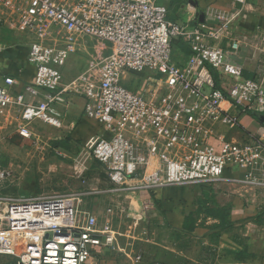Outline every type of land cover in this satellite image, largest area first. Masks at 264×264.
Here are the masks:
<instances>
[{
  "label": "built area",
  "instance_id": "1",
  "mask_svg": "<svg viewBox=\"0 0 264 264\" xmlns=\"http://www.w3.org/2000/svg\"><path fill=\"white\" fill-rule=\"evenodd\" d=\"M15 1L0 3L13 9ZM205 14L218 13L207 8ZM16 18L20 26L42 35L50 23L66 33L61 45L31 43L27 60L34 68L33 84L9 75L0 78V104L20 107V136L29 137L36 121L62 127V114L53 105L64 101L62 70L76 53L77 39L90 37L108 49L97 61V84L90 83L88 71L70 84L85 96L83 115L108 127L89 149L116 185L104 193L125 190L124 181L133 178L148 179L146 187L210 184L222 178L227 165L239 163L249 169L245 181H254L251 170L264 158V143H224L216 152L206 139L208 123L237 127L247 111L264 113V80L259 74L244 77L234 62L241 49L238 40L215 46L214 31L169 18L168 7L157 0H27ZM181 39L190 50L184 68L172 58L174 41ZM146 71L159 82L150 94L129 89L122 80L123 73ZM214 75L222 77L218 85ZM86 194L3 197L0 256L12 257L14 264H87L96 246L118 249L113 207L106 208L100 221L82 205Z\"/></svg>",
  "mask_w": 264,
  "mask_h": 264
},
{
  "label": "crops",
  "instance_id": "2",
  "mask_svg": "<svg viewBox=\"0 0 264 264\" xmlns=\"http://www.w3.org/2000/svg\"><path fill=\"white\" fill-rule=\"evenodd\" d=\"M162 1L171 11V19L194 21L202 24L204 30L214 31L216 38L212 43L215 46L223 47L238 40L241 49L238 57L232 60L241 67L244 77L259 74L264 80V0ZM207 8L218 14L207 16ZM17 19L12 13H0V78L9 75L18 82L33 84L34 68L27 60L31 43L44 40L48 44L61 45L66 33L59 35L48 25L42 35L20 26ZM77 42V48L87 51L86 46ZM94 47L103 49L104 45L100 43ZM172 53L173 61L184 68L190 55L185 41H174ZM71 58L62 70V86H67L62 95L64 101L53 104L62 114V127L54 128L39 121L30 126V129H41L51 138L64 186L75 174L76 169L69 166L70 161H75L73 155H82L83 163H86L91 145L108 130L83 115L85 96L70 84L83 71L67 74L73 62ZM85 62L89 63L88 60ZM213 78L218 85L222 77L214 75ZM122 80L132 90L147 94L154 92L155 84H159L154 73L149 71L123 73ZM29 98L26 95L25 102ZM221 107L226 108L227 104L221 103ZM229 112L234 114L235 111ZM206 129L210 131L206 139L216 152L221 151L224 143H252L254 140L264 143V113L247 111L240 117L237 127L216 121L208 123ZM168 154L173 155L172 151ZM98 167L105 175L99 163ZM248 172L244 163L227 165L222 178L210 184L146 187V178L126 179L125 190L104 193L107 195L105 206H98L96 198L88 206L82 203L85 210L97 215L100 221L107 216L106 208L113 207L112 223L118 241L116 250L94 247V254L87 264H240L242 261L248 264L253 254L264 255L261 252L264 249V158H259L251 170L254 181H245ZM54 188L64 189L62 186ZM36 191L37 187L33 185L27 192ZM175 234L178 237H174ZM240 248L244 253L241 257L236 251H241Z\"/></svg>",
  "mask_w": 264,
  "mask_h": 264
},
{
  "label": "rangeland",
  "instance_id": "3",
  "mask_svg": "<svg viewBox=\"0 0 264 264\" xmlns=\"http://www.w3.org/2000/svg\"><path fill=\"white\" fill-rule=\"evenodd\" d=\"M15 2L16 5L13 9L9 8L6 4L0 3V13L6 12L17 15L22 11L27 0H16ZM157 2L163 4L162 0H157ZM169 18H171L170 10ZM49 26L57 34L64 35L65 30L63 28L51 23ZM80 39L85 41H80ZM79 41L77 44L80 43L86 46L87 51L76 46V53L71 58L73 62H71L70 71L67 74L77 73V71H88L90 83L96 85L97 61L107 54V44L90 37H80ZM100 43H103V49L94 47L96 44L100 45ZM89 47L90 50L88 49ZM85 60H88L89 63L87 64ZM19 114L20 107L18 105L0 104V170L4 174L0 178V226L6 213V205L3 197L8 195H54L57 193L67 194L83 191L88 193L81 197L84 205L88 206L87 204L96 198L97 202H99L98 206H105L104 199L107 195L103 191L116 185L109 180L106 174L105 176L102 173L97 161L91 155H88L86 157V163H83V156L74 154L73 159L75 161H70L69 166L76 169L75 174L71 176L67 185L64 186L58 173V161L55 159V155L58 154L54 150L55 148L51 147V138L46 132L36 127L31 128V135L29 137L24 138L20 136L17 130V125L20 123ZM102 175L104 176L102 177ZM56 180L59 183L58 181L55 183ZM33 185H36L37 193L27 192L28 188ZM54 186H62L64 189L61 191L58 188L55 189ZM101 213L103 214V211ZM175 236L178 237V234H175ZM240 249L241 251L236 250L239 257L244 256L242 252L243 248ZM261 252L264 253V249ZM209 258L211 259L212 257L210 256ZM0 264H14V259L12 257L0 256ZM240 264L247 263L242 261ZM248 264H264V255L253 254L252 260Z\"/></svg>",
  "mask_w": 264,
  "mask_h": 264
},
{
  "label": "trees",
  "instance_id": "4",
  "mask_svg": "<svg viewBox=\"0 0 264 264\" xmlns=\"http://www.w3.org/2000/svg\"><path fill=\"white\" fill-rule=\"evenodd\" d=\"M189 54H190V50H189ZM186 230H187V228H186ZM188 231H193V228H188Z\"/></svg>",
  "mask_w": 264,
  "mask_h": 264
}]
</instances>
